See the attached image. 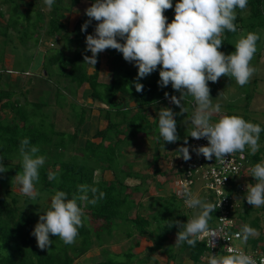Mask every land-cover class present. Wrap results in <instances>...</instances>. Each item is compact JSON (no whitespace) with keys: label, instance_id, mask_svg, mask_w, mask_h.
Here are the masks:
<instances>
[{"label":"trees","instance_id":"16d2710c","mask_svg":"<svg viewBox=\"0 0 264 264\" xmlns=\"http://www.w3.org/2000/svg\"><path fill=\"white\" fill-rule=\"evenodd\" d=\"M83 1L90 4L91 0H55L51 10L45 13L42 0L29 3L26 10L21 8L18 0H0V17L5 14L1 6L8 7L9 19L5 26H0V62H3L6 46L12 39V33L17 32L18 39L23 45L33 40L34 45L38 46L41 38L60 43L59 48L49 49L44 56L43 72L46 79L56 86L55 98L58 104H62L69 96H74L80 88H87V95L97 105L94 110L98 112V117L92 122V108L77 101H71L69 108L71 116L74 117L76 125L72 131H61L55 125H45V121L37 120L42 109L47 104L31 103L26 98L27 90L22 87L10 86L3 88L1 85L2 73L7 69H0V104L4 109H10L13 117L0 119V163L4 165L3 173H0V264H75L72 253L85 254L94 247L103 248L106 237L112 236V232L125 228L127 238L133 236H145L153 242V250L165 248L169 236L177 233L179 228L171 221L186 223L190 218L184 212L182 201L174 195L169 197H159L160 209L150 218L141 215L137 203L132 195L138 191L139 187L131 189L125 182L128 178L141 179L140 173L134 171L131 162H124L122 158L125 153H121L125 144H129L130 139L138 136L154 137L158 143L168 147L169 142L158 139L155 129L157 122H150L147 111L161 103H167L165 92L169 97L180 93L171 88L159 87L158 71L141 78L137 82L143 84V90H135L133 80L137 75V68L132 63L126 62L122 54L115 49H105L97 55V62L90 70V65L85 63L84 56H91L90 51H86L85 37L92 34L97 21L92 20L85 31H81V25L89 18L85 15L75 25L72 33L68 32L65 19L67 14L74 10ZM175 3V0H173ZM247 12L248 16L243 17L242 13ZM236 32L225 30L220 39L222 45L220 51L227 53L233 52V40L239 35L241 29L255 31L259 28L264 29V0H248L245 10H236ZM164 15L171 21L174 17L173 9L164 11ZM43 30L42 34H38ZM68 32V33H66ZM101 57L107 60L112 58L111 64L124 63V75L121 78H114L109 82H101L103 64ZM25 73V72H24ZM65 84V86H64ZM211 82H208L210 85ZM68 85H74L68 88ZM71 91V92H70ZM21 94V95H20ZM22 97V100L20 99ZM127 97L132 101L131 108L125 109L123 98ZM185 100L191 102V97ZM80 109L77 110L76 109ZM228 115H233L228 114ZM238 115V114H235ZM120 117V118H119ZM48 118V117H46ZM89 118L91 120L89 121ZM177 123V148L190 142V136L183 135L178 115L174 116ZM104 121L106 126L101 128L100 124ZM89 124L97 126L90 127ZM84 128L82 129V127ZM89 128H87V127ZM264 128L263 126H261ZM89 137H85L83 133ZM124 135L123 138L120 135ZM28 137L30 143L37 145L40 155L45 156V163L39 169V179L35 183L36 189L42 193L54 194V190H63L69 194L76 192V186L80 183H88L97 186L105 193L102 200L97 204H88L86 201H78L84 210L83 225L79 228V234L72 244H64L56 235L49 234L52 244L48 248L41 249L37 246L35 237L30 233L37 223L39 215L43 211L38 210L40 199L31 201L27 197L23 204H20L19 195L12 188L11 183L17 173H22L21 160L19 158V142L22 138ZM260 140H264V131L260 133ZM177 150V149H176ZM74 154L66 156L67 152ZM250 162V166L261 161V152L250 154L247 147L243 151ZM177 152L175 153L176 156ZM157 163V160H154ZM100 170L103 173L112 174V179L104 177L99 182L95 181V173ZM49 171L57 173V179L49 180ZM155 175H163L159 168L154 169ZM173 178V172L167 174ZM253 183L255 181L251 179ZM59 181V182H57ZM140 186V185H139ZM132 190V191H131ZM136 210L135 217L131 213ZM264 210V206H262ZM251 207L244 208V214L239 215L246 219ZM215 211L211 213L209 227L215 226ZM91 223V225H90ZM243 225V224H242ZM252 227L260 228L259 219L250 223ZM264 237L249 239L248 244H256ZM138 246V243H137ZM177 247V246H176ZM188 254L189 260L193 264L203 262L207 254V247L204 242L197 240L196 246L192 247L186 243L178 246ZM134 248L124 250L121 253L110 252L103 249L101 259L95 260L90 264H146L148 258H139L133 252ZM203 257V259H202ZM169 260H175V254H168Z\"/></svg>","mask_w":264,"mask_h":264},{"label":"clouds","instance_id":"9594fccd","mask_svg":"<svg viewBox=\"0 0 264 264\" xmlns=\"http://www.w3.org/2000/svg\"><path fill=\"white\" fill-rule=\"evenodd\" d=\"M46 10H51L55 0H42ZM248 0H91L86 7L85 15L89 18L81 25L85 31L92 20L97 21L92 34L85 37L86 51L91 56H84L85 63L93 67L98 53L105 49H115L122 54L126 62L137 68L133 80L135 90H143L141 78L157 70L159 66V87L171 88L180 93L165 98L180 107V112L188 109L181 101L191 97L193 111L184 121L190 125L189 134L195 139L204 138L207 145L192 147L197 155L203 154L206 159L224 161V154L243 152L247 147L250 154H255L260 144V133L264 131L259 123L244 119L240 115L222 113L219 102H213L208 82L215 83L219 77H231L239 86L249 83L256 67L250 62L257 52V41L260 35L255 31H246L235 42L234 51H220V36L227 30L236 32L234 23L236 10H245ZM173 9L174 17L169 22L164 15L167 9ZM214 114H220L213 120ZM171 108L161 107L156 116L157 138L164 142L174 143L179 139L177 123ZM187 143L179 146L176 152L187 161L191 158ZM19 158L22 173L14 177L21 194L35 198L38 192L35 183L39 179V169L45 163V156L38 154L40 149L31 144L28 137L19 142ZM249 176L255 183L247 184L244 199L253 207L264 206V160L256 162L248 169ZM4 165L0 163V173ZM57 173L49 171L48 179H57ZM59 182V181H57ZM183 203L193 210L186 223L171 221L179 228L176 233L175 246L186 243L195 247L202 236L210 237V246L214 247L213 238L219 237L223 225L209 227V219L215 205L198 198L193 192L182 189ZM105 193L97 186L80 183L76 192L69 194L56 189L48 200V207L39 215L30 235L35 237L37 246L48 248L52 241L49 234L56 235L64 244L75 242L79 228L83 225L84 210L78 201L95 205L102 200ZM184 208V207H183ZM186 210V209H185ZM188 211V210H186ZM235 235L244 243L250 237L259 235V230L249 224L241 225ZM228 254L207 255L205 264H264V255L257 260L249 252L225 247ZM203 259V257H202ZM203 263V262H202Z\"/></svg>","mask_w":264,"mask_h":264},{"label":"rangeland","instance_id":"374dc122","mask_svg":"<svg viewBox=\"0 0 264 264\" xmlns=\"http://www.w3.org/2000/svg\"><path fill=\"white\" fill-rule=\"evenodd\" d=\"M20 2L21 8L23 10L28 9L29 3L36 2L37 0H18ZM68 3V0H66ZM82 5H86V7L90 6L88 2L83 1ZM80 8L81 5H78L76 8ZM2 11L5 14V17H0V26H5L9 19L8 7L6 5L1 6ZM47 13L46 8L44 7L43 10ZM237 14V13H236ZM70 15V14H69ZM85 16V10L79 11L77 15L72 16L71 22L76 25L80 19H83ZM243 17H247L248 13H242ZM79 18V19H77ZM77 19V20H76ZM67 22L69 31L70 26V18ZM66 22V19H65ZM170 22V21H169ZM72 27V26H71ZM75 28V26H74ZM72 29V31L74 30ZM72 31H69L72 33ZM246 30L241 29L239 31V35L235 37L232 41L235 45L236 40L243 35ZM259 33L260 39L257 41V52L254 54L251 64L254 65L257 71L251 77L249 83L244 86H239L235 83L234 79L231 77L221 76L218 80L209 85L210 88V96L214 99L215 102H219L222 106V113L226 114H238L242 116L246 120H250L254 123H259L261 126L264 127V29L259 28L256 30ZM44 31L39 30L38 34H42L43 36ZM68 33V32H66ZM17 32L12 33V39L9 41L8 46H6L3 62H0V69L2 67L7 69L5 72L2 73L1 85L3 88H10V86H16L18 88L22 87L23 90H27L26 98L31 103H42L47 104L46 107L39 110V114L37 116V120L45 121V125L51 124L52 126L55 125L56 129L61 131H72L76 125V121L74 117L71 116V110L69 108V103L71 101H77L80 104H85L88 108H94L97 106L91 98L88 97L87 88L83 87L75 92L74 96H69L67 100H65L62 104H58L55 98L56 93V86L51 82L49 86L46 84L41 87V78L45 76V72H43V66L40 67L41 61L44 62V56L49 49L50 53L52 49L59 48L60 43H57L52 40H44L41 38L38 46L34 45L33 40L29 41L27 46L23 47L21 45L19 39L17 38ZM112 58L107 60L105 57H101V63L103 65V72L105 76L101 78V82L111 81L114 78H121L124 75V63H119L118 65L114 64V67L111 65ZM106 63L107 67L106 68ZM37 68V69H36ZM92 66H90V70ZM25 72V73H24ZM65 86V84H64ZM74 85H68V88L73 87ZM52 90L49 97V92L41 90H45L48 88ZM71 92V91H70ZM43 94V95H40ZM21 95V94H20ZM49 97V102H48ZM22 100V97L20 98ZM47 99V100H46ZM125 109L131 108L133 105L132 101H130L127 97L123 99ZM181 104H184L185 107L188 109L187 112L181 113L180 107L170 103L168 100L167 103H161L156 107H152L147 111V117L152 124L156 121V116H158V112L161 107H168L173 110L174 113H179L180 118V125L183 129V135L189 134L190 125L184 123L188 117L191 116L193 107L192 101L189 102L187 100L181 101ZM80 111V109H76ZM92 112V111H91ZM90 114V113H89ZM13 112L10 109H4L0 104V119L5 118L6 116L9 118L13 117ZM220 114H214L212 116L213 120L218 119ZM48 117V118H46ZM100 117V116H99ZM120 118V117H119ZM92 129L97 126L89 124ZM106 123H104L101 128L105 127ZM87 127V126H86ZM84 126L82 127V129ZM89 128V127H87ZM98 128V127H97ZM155 135H158V130L155 129ZM83 135L89 137L85 131ZM69 133V132H68ZM121 138L124 135H120ZM179 140V139H178ZM177 140V141H178ZM177 141L174 143H169L168 147L166 145L158 143L157 140L152 137H144L138 136L136 139H130L129 144H125L122 148L121 153H125L122 161L124 162H131L133 164L134 171L140 173V175H144L141 179H129L125 182V184L130 187L131 189L135 188L136 186L139 187L138 191L133 192L134 199L137 203H141V206H138V210L142 215H148L152 213L153 210H149L151 207L152 201L157 197L161 196H171L168 192L171 190L170 178L167 179V183L163 189L158 190L157 188V177L158 175L154 174V169L157 167L160 171H164L162 173L169 174L171 172V167L173 163V159L175 157L176 149H177ZM258 143L260 144V148L258 151L261 152V160H264V140H259ZM257 151V152H258ZM256 152V153H257ZM74 154V152H67L66 156ZM157 160V163L154 160ZM102 171L98 170L95 173V181L99 182L102 177H104ZM109 178L112 177V174H107ZM163 181V179H161ZM140 185V186H139ZM161 185V184H160ZM12 190L19 195V201L22 205L27 196L20 193L18 190V185L15 181L11 183ZM155 188V190H154ZM199 187L196 186L192 190L193 192L198 190ZM2 189H0L1 191ZM38 196L40 199V211H43L46 206H48V200L50 199L51 194L48 192L42 193L38 189ZM132 191V190H131ZM200 198L204 200L205 192L199 193ZM35 198H31L36 200ZM153 199V200H152ZM246 200L244 207L246 208ZM249 207L252 208V211L249 212L246 219L240 216V221L243 224H249L254 221L255 219H259L260 228L259 235L250 237L249 239H257L258 237H263V230H264V210H262V206L259 208L253 207L249 204ZM157 208V207H156ZM184 212L190 216H192L193 210H184ZM244 214L241 213L240 215ZM136 210L131 213V217H135ZM91 225V223H90ZM125 228L122 227L121 229L112 232V236H107L105 244L103 248L94 247L92 250L86 252L85 254L81 253H72V257L75 259V264H90L95 260L101 259V252L103 249H108L110 252L121 253L124 250H129L130 248H134L133 252L139 256V258H148L149 262L146 264H192L188 258V254L186 251L181 250L178 246L174 247L176 234L173 233L169 237L168 242L172 245H168L162 250H153V242L149 239H139L138 236H133L131 238H127L125 234ZM247 240V242L249 241ZM138 243V246H137ZM174 244V245H173ZM175 254V260H169L168 254ZM198 264H205V262H200Z\"/></svg>","mask_w":264,"mask_h":264},{"label":"built area","instance_id":"2783aa9c","mask_svg":"<svg viewBox=\"0 0 264 264\" xmlns=\"http://www.w3.org/2000/svg\"><path fill=\"white\" fill-rule=\"evenodd\" d=\"M204 138L195 139L190 137L188 143L191 158L185 161L177 152L173 159L171 171L172 194L182 201L184 209H189L184 205V195L182 189L187 187L193 192V188L199 189L193 194L200 198L199 193L205 192L204 200L215 205V226L223 225V231L219 237L213 238L214 247L210 246V237L202 236L199 241L204 242L207 247V254L203 262L207 263V255L228 254L225 247L232 245L243 251L249 252L257 260L264 255V239H261L256 246L242 242L235 233L240 231L241 221L239 215L244 211V196L247 191V184L253 183L248 169L251 167L247 156L242 152L224 154V161L206 159L203 154L197 155L192 151V147L207 145ZM182 146V145H181ZM247 207L249 204L246 203ZM244 224V223H243ZM264 237V230H263Z\"/></svg>","mask_w":264,"mask_h":264},{"label":"crops","instance_id":"0c3cea01","mask_svg":"<svg viewBox=\"0 0 264 264\" xmlns=\"http://www.w3.org/2000/svg\"><path fill=\"white\" fill-rule=\"evenodd\" d=\"M81 5V7L79 8H75L74 10H72L70 13H68L67 14V17H66V24H68L67 22H69L68 21V19L70 18V28H69V31H72V29L74 28V24L71 22V20H72V16L73 15H77V13H79V11H80V13H81V11H83V10H85L86 9V5H82V3L80 4ZM70 14V15H69ZM77 19H79V18H77ZM76 19V20H77ZM68 26V25H67ZM72 26V27H71ZM68 31V32H69ZM44 58V57H43ZM42 61H43V59H42ZM42 61H41V64H40V67L41 66H43V63H42ZM113 67H114V65L113 64H111ZM106 68H108L107 67V63H106ZM37 69V68H36ZM105 73H107V72H104V73H102V75H101V78L103 77V76H105ZM106 82H108V81H106ZM50 81H48L47 79H46V73H45V76L43 77V78H41V87L42 86H44L45 84L47 85V86H49L50 85ZM48 90V92H49V97H50V95H51V93H53L52 92V90L51 89H49V87L48 88H45V90H41V92H44V91H47ZM40 95H43V94H40ZM49 97H48V102H49ZM47 100V99H46ZM90 115H91V118H92V122H94L95 121V119L98 117V112L96 111V110H92V112L90 113ZM91 118H89V121L91 120ZM99 118V117H98ZM104 124V121H102L101 122V124H100V127L102 126ZM162 172H164V171H162ZM167 174L166 173H163V175H158V177H157V182H158V184H157V188H159L158 190H161V189H163L164 188V186L166 185V183L168 182L167 181V179L166 178H169L168 176H166ZM169 175V174H168ZM107 176V175H106ZM107 178L109 179V177L107 176ZM111 179H112V177H111ZM129 179H132V178H128L127 180H129ZM133 179H135V178H133ZM161 179H163V181L161 180ZM126 180V181H127ZM161 184V185H160ZM169 184H171V190L168 192V194L172 191V178L170 179V182H169ZM154 190H155V188H154ZM172 194V193H171ZM171 194H169V195H171ZM161 197H166V195L165 196H161ZM169 197V196H168ZM157 198H159V197H157ZM157 198L156 199H152L153 201H152V204H151V207L149 208V210H153L152 211V213H150V214H148L147 216L146 215H143L144 217H146V218H150L154 213H156V212H158L159 211V209H160V206H159V202L157 201ZM140 203V202H139ZM157 207V208H156ZM142 215V214H141ZM136 236H138V238L139 239H148L147 237H145V236H139V235H136ZM171 236V235H170ZM169 236V237H170ZM168 245H172V244H170L169 242H167V244H166V246H168ZM174 245V244H173ZM165 246V247H166ZM174 247H175V245H174ZM192 264H193V262L192 261H190Z\"/></svg>","mask_w":264,"mask_h":264}]
</instances>
